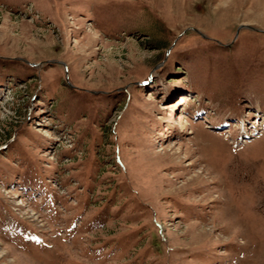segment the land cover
<instances>
[{"label": "rangeland", "instance_id": "rangeland-1", "mask_svg": "<svg viewBox=\"0 0 264 264\" xmlns=\"http://www.w3.org/2000/svg\"><path fill=\"white\" fill-rule=\"evenodd\" d=\"M0 264H264V0H0Z\"/></svg>", "mask_w": 264, "mask_h": 264}, {"label": "bare ground", "instance_id": "bare-ground-1", "mask_svg": "<svg viewBox=\"0 0 264 264\" xmlns=\"http://www.w3.org/2000/svg\"><path fill=\"white\" fill-rule=\"evenodd\" d=\"M245 133H247V132H245ZM246 135V134H245ZM164 151H169L170 149H163ZM199 174V173H198ZM198 174H195V175H193L190 179L192 180L194 177H196V176H198Z\"/></svg>", "mask_w": 264, "mask_h": 264}]
</instances>
